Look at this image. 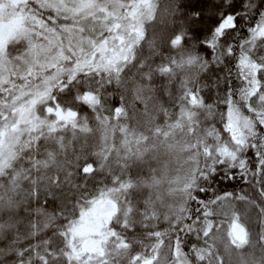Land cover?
Returning a JSON list of instances; mask_svg holds the SVG:
<instances>
[{"label": "snow or ice", "instance_id": "obj_1", "mask_svg": "<svg viewBox=\"0 0 264 264\" xmlns=\"http://www.w3.org/2000/svg\"><path fill=\"white\" fill-rule=\"evenodd\" d=\"M178 9L0 0V264H264V3Z\"/></svg>", "mask_w": 264, "mask_h": 264}, {"label": "trees", "instance_id": "obj_2", "mask_svg": "<svg viewBox=\"0 0 264 264\" xmlns=\"http://www.w3.org/2000/svg\"><path fill=\"white\" fill-rule=\"evenodd\" d=\"M160 3L162 6L167 5L169 3V0H160ZM176 3L179 4V9L176 12V15L174 17L173 23L169 26V32L174 33L179 31L180 27V21L184 18V15L191 11V10H196L198 12L202 11L205 8H208L209 10L204 13L206 19H205V27H213L211 21L207 19V17L213 16L214 14L211 11V5L213 3H219V0H176ZM264 3V0H260V3L257 5L258 9L260 8V5ZM214 19L219 20L220 15L216 14L214 15ZM151 34V33H150ZM190 36L193 35L192 33L189 34ZM192 41L189 40L187 42L186 46H191ZM199 50V49H198ZM145 56L149 55V52L147 49L144 50L143 53ZM169 55H175L169 48L166 46L160 47L159 51L154 54L153 56V62L156 64L161 63L167 56ZM157 83L159 84L160 81L158 79ZM109 94L107 96L106 100V106H117L119 103V95L115 93L113 88L108 89ZM62 104H66L67 106H70L76 110H78L82 115H86L91 117L92 113L90 109H88L85 106H82L78 103H76L74 100H67L65 101L64 99H61ZM94 157L91 155L87 156V161L86 162H93ZM83 163V161H82ZM104 176L102 173L97 174L95 179H89L86 181L87 186L89 189H95L100 187L101 185L98 183L99 181L103 180ZM77 183H85L81 179H77ZM223 186V187H222ZM245 185L242 183H239L237 181H229L225 180L223 178V175L219 176L217 178V181L213 183V186L211 189H209L208 192V197L212 195V193L218 189H223L227 190L229 192L231 191H240L242 188H244ZM106 206L105 205H100L94 209L89 210L87 213H85L81 217V222L78 225V234L82 237H87L92 231H93V226L96 224L99 219L106 214ZM256 256H260V251L259 249L256 250Z\"/></svg>", "mask_w": 264, "mask_h": 264}, {"label": "clouds", "instance_id": "obj_3", "mask_svg": "<svg viewBox=\"0 0 264 264\" xmlns=\"http://www.w3.org/2000/svg\"><path fill=\"white\" fill-rule=\"evenodd\" d=\"M257 5L260 3V0H256ZM201 55H204L203 52L200 53ZM223 187V186H222Z\"/></svg>", "mask_w": 264, "mask_h": 264}, {"label": "rangeland", "instance_id": "obj_4", "mask_svg": "<svg viewBox=\"0 0 264 264\" xmlns=\"http://www.w3.org/2000/svg\"><path fill=\"white\" fill-rule=\"evenodd\" d=\"M10 30V29H9ZM0 38H2V33H0Z\"/></svg>", "mask_w": 264, "mask_h": 264}]
</instances>
